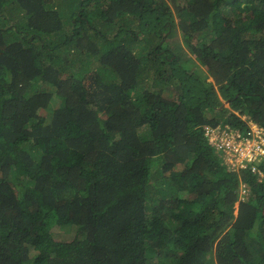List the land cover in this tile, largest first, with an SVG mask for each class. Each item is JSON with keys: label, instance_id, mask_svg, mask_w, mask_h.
I'll return each instance as SVG.
<instances>
[{"label": "trees", "instance_id": "trees-1", "mask_svg": "<svg viewBox=\"0 0 264 264\" xmlns=\"http://www.w3.org/2000/svg\"><path fill=\"white\" fill-rule=\"evenodd\" d=\"M222 132L264 140V0H0V264H264Z\"/></svg>", "mask_w": 264, "mask_h": 264}, {"label": "rangeland", "instance_id": "rangeland-1", "mask_svg": "<svg viewBox=\"0 0 264 264\" xmlns=\"http://www.w3.org/2000/svg\"><path fill=\"white\" fill-rule=\"evenodd\" d=\"M180 38V36H179ZM211 79H209L210 81ZM226 106V105H225ZM44 114V112H42ZM251 128V133L252 136L255 135L256 133L258 134L260 131L259 129H257L255 126V124L249 122L248 124ZM234 133H228V134H224L219 133L218 135H215V138H218L220 140L221 143L226 142L228 145V148L230 149L229 152V159L231 161V163L233 161H236L238 163H240L243 159H247V161L249 160H253L255 159V157L262 153L264 150V140L263 139H259L258 141H254V140H248V139H238L237 141L234 140ZM238 137V135H237ZM232 144V146H231ZM255 147H258L259 150L255 153H252L253 150L255 149ZM72 162H75V158H71ZM247 192L245 191V189L243 188L242 190L239 191V198L238 201L239 202H244L245 200H248V196H250V194H246ZM56 234H60V236L64 237V233L60 232V231H53ZM62 234V235H61Z\"/></svg>", "mask_w": 264, "mask_h": 264}, {"label": "clouds", "instance_id": "clouds-1", "mask_svg": "<svg viewBox=\"0 0 264 264\" xmlns=\"http://www.w3.org/2000/svg\"><path fill=\"white\" fill-rule=\"evenodd\" d=\"M255 125H256V124H255ZM255 127H256L257 129H259V127H258L257 125H256ZM259 131H260V130H259ZM256 134H257V133H256ZM253 136H254V135H253ZM215 137H216V136H214L213 139H216ZM238 139H241V138L239 137ZM238 139H237V140H238ZM234 140H235V139H234ZM237 140H235V141H237ZM248 140H249V139H248ZM256 141H257V140H256ZM224 143H226V142H224ZM226 145H227V143H226ZM231 146H232V144H231ZM258 150H259V148H258V147H255V149L253 150L252 153L257 152ZM229 152H230V151H229ZM229 152H228V155H229ZM255 159H256V157H255ZM255 159H253V160H255ZM249 161H251V160H249ZM234 163L240 164L241 162H240V163H238V162H234ZM230 164H232V163H230ZM240 167H241V166H240ZM239 196H240V194H239Z\"/></svg>", "mask_w": 264, "mask_h": 264}, {"label": "built area", "instance_id": "built-area-1", "mask_svg": "<svg viewBox=\"0 0 264 264\" xmlns=\"http://www.w3.org/2000/svg\"><path fill=\"white\" fill-rule=\"evenodd\" d=\"M262 151H264V150H262ZM263 153V152H262Z\"/></svg>", "mask_w": 264, "mask_h": 264}]
</instances>
